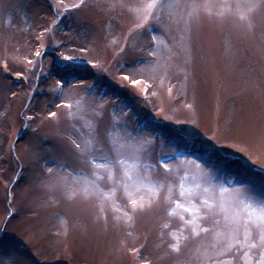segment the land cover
Listing matches in <instances>:
<instances>
[{
	"label": "rangeland",
	"instance_id": "rangeland-1",
	"mask_svg": "<svg viewBox=\"0 0 264 264\" xmlns=\"http://www.w3.org/2000/svg\"><path fill=\"white\" fill-rule=\"evenodd\" d=\"M145 2L84 0V6L75 8L81 0H0V68L6 63L18 71L25 69L24 59L34 46V50L40 47L39 39L52 46L37 58L39 72L33 69L30 75V84L37 82L31 96L23 80L15 82L10 78L11 70H7L8 78L0 70L3 264L54 262L59 255L65 261L57 264H200V252L214 243L211 233L193 238L185 232L188 241L179 253H172L167 248L168 238L162 242L159 235V209L138 214L129 227L115 221L121 212L111 206L97 219L100 213L94 196L68 200L62 189L44 186L53 183L46 169L55 171L60 164L64 172L90 175L72 148L73 140L80 143L87 135L85 121L68 116L75 107H63L81 97L87 106L85 119L94 122V135L99 138L97 149H108L109 131L131 132L151 141L148 163L168 161L180 165L183 174L193 170L190 162L194 160L225 186L246 185L254 199L264 196V10L254 15L252 32L233 28L229 20L220 25L201 17L192 24L190 51H185L184 25L175 22L167 8L158 11L159 20L130 31L136 22L132 9ZM170 2L161 0L165 5ZM51 24L48 33L45 28ZM160 39L167 48L158 43ZM156 50L161 62L169 66L166 76L147 80L137 75L135 78L148 84L137 93L129 82L119 84L118 73L129 74L134 67L154 63L156 57L151 53ZM63 55L82 60L62 65ZM184 67H190L191 76L181 91L185 78L180 69ZM95 101L105 105L99 114L92 110ZM153 108H159L161 115ZM52 112L57 116L51 117ZM19 127L24 129L15 138ZM239 127L246 130L247 145L233 139ZM183 136L192 138L196 145ZM4 139H8L7 147H3ZM100 186L105 192L112 187L106 180ZM114 201L124 208L122 191L116 193ZM10 207L14 214L7 220L4 216ZM176 211L173 229L181 226L178 215L183 213ZM61 219L67 221V232ZM141 246L137 259L130 250Z\"/></svg>",
	"mask_w": 264,
	"mask_h": 264
},
{
	"label": "snow or ice",
	"instance_id": "snow-or-ice-1",
	"mask_svg": "<svg viewBox=\"0 0 264 264\" xmlns=\"http://www.w3.org/2000/svg\"><path fill=\"white\" fill-rule=\"evenodd\" d=\"M82 6L84 0L78 5H73L75 8ZM164 8L169 10L171 17L176 18L175 22L183 23L184 48L185 51H190L188 41L191 38L193 22H199L201 17H206L210 23L222 25L229 20L233 28L252 32L255 27L253 17L264 10V0H171L167 5L161 3V0H146L144 4L132 9L136 14V22L130 31L143 28L150 20H159L157 13ZM158 43L167 48L162 39ZM151 54L156 57L154 63L142 68L134 67L129 74L122 77L123 81L129 82L132 87L143 84L147 89L148 84L135 78L137 75L146 76L147 80H154L157 75L166 76L169 66L161 62L159 51H153ZM34 56H41V52H35ZM27 63L32 64L33 61L27 60ZM185 63L189 65L190 59ZM3 67L7 70L8 65L5 63ZM180 71L184 73L185 78L181 86L183 91L187 87L191 70L190 67H184ZM168 91L171 93L172 89L169 88ZM93 103L95 108L92 110L97 114L98 110L105 107L98 101ZM63 107L70 110L75 107L76 111H69L68 116H78L85 121L87 135L80 143L73 140L72 148L80 163L89 168L90 175L64 172L63 164L58 165L55 171L48 167L46 172L53 177V183L45 184L46 188L62 189L68 200H74L78 196L88 200L94 196L98 202L95 207H98L100 213L97 219L111 206L113 211L121 212V215L114 217L115 221L129 227L138 214L159 209L162 213L158 217L159 235L162 242L165 237L168 238L167 248L172 253H179L182 244L188 241L189 235H185V232L190 233L193 238L211 233L214 243L209 249L200 252L197 257L200 264H209V261H213V264H237V257L240 264H264V196L259 200L254 199L249 194V186L246 185L225 186L224 183L218 182L216 174L194 160L190 162L194 165L193 170H184L183 174L180 165L173 166L168 161L148 163L152 158L148 151L151 141L140 139L131 132L121 134L109 131L106 137L108 149H97L99 138L94 135V122L85 119L87 106L84 98L76 99L74 104L65 103ZM50 115L56 117L57 113L52 112ZM245 135L246 130L239 127L233 139L247 145ZM261 139L264 140V131L261 133ZM105 180L112 185L107 192L100 186ZM118 191H122L126 199L123 209L114 201ZM177 209L183 213L178 215L181 226L173 229L172 219L177 217ZM60 223L67 232V221L61 219ZM226 256L230 258L223 259ZM135 258H140L139 250H136ZM0 264H3V261H0ZM148 264H151V261Z\"/></svg>",
	"mask_w": 264,
	"mask_h": 264
},
{
	"label": "bare ground",
	"instance_id": "bare-ground-1",
	"mask_svg": "<svg viewBox=\"0 0 264 264\" xmlns=\"http://www.w3.org/2000/svg\"><path fill=\"white\" fill-rule=\"evenodd\" d=\"M42 56V55H41Z\"/></svg>",
	"mask_w": 264,
	"mask_h": 264
}]
</instances>
